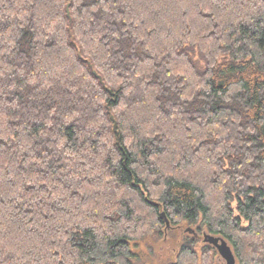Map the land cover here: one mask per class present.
<instances>
[{
    "label": "trees",
    "instance_id": "obj_1",
    "mask_svg": "<svg viewBox=\"0 0 264 264\" xmlns=\"http://www.w3.org/2000/svg\"><path fill=\"white\" fill-rule=\"evenodd\" d=\"M172 229L264 264V0H0V264Z\"/></svg>",
    "mask_w": 264,
    "mask_h": 264
},
{
    "label": "rangeland",
    "instance_id": "obj_2",
    "mask_svg": "<svg viewBox=\"0 0 264 264\" xmlns=\"http://www.w3.org/2000/svg\"><path fill=\"white\" fill-rule=\"evenodd\" d=\"M187 234L191 235V233ZM185 235L182 229H172L168 232L165 231L163 236L147 238L139 244L136 250L138 258L133 261V264H169L174 262ZM199 250L200 247H198ZM213 264H226V262L217 254ZM236 264H238L237 261Z\"/></svg>",
    "mask_w": 264,
    "mask_h": 264
},
{
    "label": "water",
    "instance_id": "obj_3",
    "mask_svg": "<svg viewBox=\"0 0 264 264\" xmlns=\"http://www.w3.org/2000/svg\"><path fill=\"white\" fill-rule=\"evenodd\" d=\"M162 218L165 219V215H162ZM166 224L167 227L170 226L168 221H166ZM187 231L191 232L190 229ZM203 237L204 243L212 245L217 250L218 254L225 260L226 264H236V257L231 247L225 240L207 234H205Z\"/></svg>",
    "mask_w": 264,
    "mask_h": 264
}]
</instances>
